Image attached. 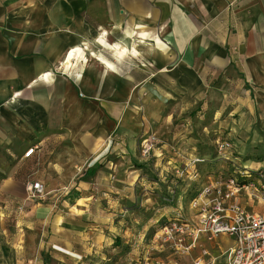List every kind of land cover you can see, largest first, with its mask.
<instances>
[{"label":"crops","instance_id":"crops-1","mask_svg":"<svg viewBox=\"0 0 264 264\" xmlns=\"http://www.w3.org/2000/svg\"><path fill=\"white\" fill-rule=\"evenodd\" d=\"M99 36L139 54L119 58ZM76 47L85 60L68 67ZM210 97L219 103L202 113L219 132L251 116L253 98L264 101V0H0V264H96L121 232L142 239L186 209L200 187L184 175L173 189L164 169L176 160L148 162L139 145L146 124L167 135L153 151L165 153L171 134L188 145L175 131ZM160 164L161 175L149 177ZM30 181L43 184L39 201L26 199ZM169 189L181 201L174 208L161 201ZM129 201L141 208L129 211ZM237 201L260 211L246 192ZM13 212L41 236L30 257L32 243L10 236ZM199 243L189 264L202 247L224 264L234 245L225 235Z\"/></svg>","mask_w":264,"mask_h":264},{"label":"rangeland","instance_id":"rangeland-1","mask_svg":"<svg viewBox=\"0 0 264 264\" xmlns=\"http://www.w3.org/2000/svg\"><path fill=\"white\" fill-rule=\"evenodd\" d=\"M237 76L241 77L240 74H238ZM255 90L258 89L256 88ZM210 98L211 100L210 99L208 101L206 100V103L202 109L199 108L197 112L193 113L188 118L189 120L188 127L180 126L179 128H177V131H175L176 133H178V130H183V132L180 135L184 134L188 137H191L189 141L190 143L188 145H183V147H180V144L177 143V137L179 135L174 136L173 134H171V139L169 140L173 142L170 141L167 142L168 145L166 147V152L165 153L161 151L155 152L153 151V148L162 145L163 144L162 138L164 136L167 137V135L163 136L164 133H162L161 130L157 131V133L152 132L153 130L151 128H148L146 124V128H145L146 132L143 133L141 140L148 139L145 143V145H147V147L150 148L149 150L150 156L148 157V162H151L155 159L158 160H160L161 158L162 160L166 159L163 158V156H170L176 160L175 163L173 162L171 163V165L166 164L167 169H164L167 172V174L171 176L170 180H172L171 183H173L172 184L173 189H176V186L179 185V178H183L184 175L190 176L191 171L199 175L197 179L196 178L192 179L193 181L196 182V184H194V186L192 187V189L194 190V187L198 188L203 183H205V181L207 180L206 178L207 175L208 176L221 175L222 177H225V175L227 176V174L231 173L234 169V167L232 166V162H234L237 166H243V165L248 166L251 165V163H256V164L262 163L261 165L264 166V101L260 100L259 98H253V100L251 101L252 115L249 117L246 116L242 119L235 118L237 129H234L233 132L231 131L219 132V129L217 127H214L215 124L212 123L214 118L209 115H203L202 113L205 109L207 111L213 109L219 103L218 102L219 100L216 101L214 100L215 98L212 97ZM140 126L142 129L145 127L143 123ZM222 140H227L232 144V147L230 149L232 155L229 157L232 159V162L223 160L221 158L219 159L215 152L216 142ZM76 141L79 142L80 144L87 142L84 141L82 138H78V139L76 138ZM102 142L103 140L100 138H94L93 140V144H96V146L100 145ZM210 142L211 144H209ZM65 145H68L66 141L60 142L61 148L64 147ZM171 146L173 149L171 148ZM193 146L194 148H192ZM152 156L154 157L152 158ZM185 156L187 157L189 156L193 159L195 157L203 158L205 159V161L201 163H197L196 165H194L195 167H193L192 165V169H191V164L186 162L184 159L186 158ZM185 162L188 163L189 165L186 166L184 164ZM173 165L174 167L172 168ZM150 168L153 172H151L150 169L148 168L147 172L149 177L152 176L156 179L157 176L161 175L159 174V172L162 171L163 166L161 164L157 165L156 168H158V170L156 172L155 170H153L152 167ZM181 171L184 172L182 175L180 174ZM171 173H173V175H171ZM200 176H204V177L201 179ZM48 183L50 186L52 185V182H48ZM60 183H66V182H60ZM173 189H169L170 194H172L171 192L173 191ZM189 194L191 195L189 198L191 200L198 194V190L189 191ZM63 197L64 195H61V197L59 198L60 200L59 202L62 201ZM177 198H178L177 196H174V198H172V202L174 203L181 202L180 199L176 201ZM46 200L47 199H44V201ZM161 201L164 202V204L168 203L170 205L169 207L172 206V208H174V205H171L170 202H167L164 199H162ZM254 202L260 208L259 212L263 213V205L260 202L257 201ZM187 205L188 206L186 209L184 208L179 211V215H181L183 218L193 219L196 213L195 211L189 209V203ZM126 206L127 209H129L130 211L131 209H136L138 205L135 204L134 202L129 201V204H127ZM138 207H140V205ZM182 207L183 206H181V208ZM182 210H184V212ZM249 210L252 211L253 209H249ZM143 211L144 210H141L140 214H142ZM19 214H20L19 212L17 213L13 212L9 218V223H10L9 228L12 229L11 232L12 234L10 236L21 238L20 243L22 244L25 240L27 242L32 243L31 245H29L27 251L25 250L26 252L25 254H27V256L30 257L34 252L33 245L35 246V243H37L40 240L41 236L32 233H26V230L24 229V224L21 223L20 221L21 219L19 217L20 216ZM128 214L129 212L123 215L125 221L127 220L126 218H130L131 213L130 215ZM174 215L168 217V219L163 217L165 219L163 222L159 221L158 223L153 224V225L156 224L158 225L157 229L146 228L144 230L143 226H141L140 231L144 230L143 232L146 233L143 235L142 239H140L141 237L137 235L136 232L132 234L129 233L130 231H128V233L125 234L121 232L120 233L121 237H117V247L115 246L114 248H112L114 244L110 245L109 252L107 253L105 252V256H106L105 259L102 258L101 261L99 258L100 254L96 253V255L99 254L98 261H96V264H189L190 261L185 256H178L176 253H174L172 248L168 246V244L166 245L164 243H161L160 241L159 242L153 241L154 232L158 231L165 224H169L172 218L174 217ZM18 221L20 222L18 223ZM138 224H140V222ZM27 228L31 230V227H27ZM128 229L130 228L128 227ZM138 242L140 244L139 246H137ZM87 260L88 259H85L86 262ZM28 264H35V263H28ZM87 264H91V263L87 262Z\"/></svg>","mask_w":264,"mask_h":264},{"label":"built area","instance_id":"built-area-1","mask_svg":"<svg viewBox=\"0 0 264 264\" xmlns=\"http://www.w3.org/2000/svg\"><path fill=\"white\" fill-rule=\"evenodd\" d=\"M147 140L143 139L140 143V155L143 158L150 156V148L145 145ZM231 147L232 144L227 140L216 142L218 158L232 162L229 158L232 155ZM32 152L31 148L26 155ZM203 161L205 159L195 157L190 164L196 165ZM232 166L234 169L227 176H208L200 186L198 194L189 202V208L196 213L193 219L183 218L177 212L169 224L154 232L153 241L168 244L178 256L186 257L200 244L201 236L213 242L217 236L225 235L233 240L234 245L229 249L224 264H264V167L251 169L249 166H237L234 162ZM183 173L180 172L181 175ZM198 176L191 171V179H197ZM25 191L28 200H39L45 193L39 181L27 182ZM242 192L248 193L253 201L260 202L263 213L250 211L249 207L241 205L237 198ZM171 193L164 200L172 202L175 193ZM200 252L192 264H217L206 248L202 247Z\"/></svg>","mask_w":264,"mask_h":264},{"label":"bare ground","instance_id":"bare-ground-1","mask_svg":"<svg viewBox=\"0 0 264 264\" xmlns=\"http://www.w3.org/2000/svg\"><path fill=\"white\" fill-rule=\"evenodd\" d=\"M141 29V28H140ZM144 31V30H143ZM144 33V32H143ZM148 34V33H147ZM140 37H142V36H140ZM97 41L100 43V44H102L103 46H108L109 48H112V51L115 53V55L117 56V57H119V58H123L126 54H132L133 56H136V55H138L139 53L137 52V50L136 49H132V50H129V49H127L125 46H121L120 44H117V43H115V44H109V43H107L106 42V40L103 38V37H101V36H99L98 38H97ZM94 53V52H93ZM93 57V56H92ZM73 58H75L76 59V62L79 60V59H83V60H85V51H84V49L83 48H81V47H76V48H74L70 53H69V55H68V57H67V66L69 67V66H72L71 65V61H72V59ZM125 58V57H124ZM96 59V58H95ZM99 60V59H98ZM102 61H104V60H102ZM106 65H107V67L109 68V69H111V68H113V66L114 65H112L110 62H104ZM115 71V70H114ZM46 76V75H45ZM48 76V75H47ZM46 76V77H47ZM100 138V137H99Z\"/></svg>","mask_w":264,"mask_h":264},{"label":"trees","instance_id":"trees-1","mask_svg":"<svg viewBox=\"0 0 264 264\" xmlns=\"http://www.w3.org/2000/svg\"><path fill=\"white\" fill-rule=\"evenodd\" d=\"M165 198H169V197L165 196L164 199H165Z\"/></svg>","mask_w":264,"mask_h":264}]
</instances>
